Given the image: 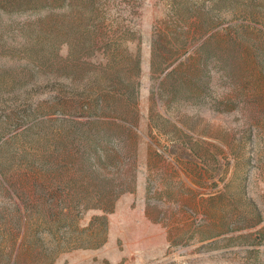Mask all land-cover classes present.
<instances>
[{"label":"rangeland","instance_id":"rangeland-1","mask_svg":"<svg viewBox=\"0 0 264 264\" xmlns=\"http://www.w3.org/2000/svg\"><path fill=\"white\" fill-rule=\"evenodd\" d=\"M0 264H264V0H0Z\"/></svg>","mask_w":264,"mask_h":264}]
</instances>
